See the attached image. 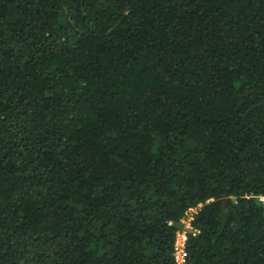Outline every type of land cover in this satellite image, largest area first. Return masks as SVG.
Returning a JSON list of instances; mask_svg holds the SVG:
<instances>
[{
    "label": "trees",
    "instance_id": "1",
    "mask_svg": "<svg viewBox=\"0 0 264 264\" xmlns=\"http://www.w3.org/2000/svg\"><path fill=\"white\" fill-rule=\"evenodd\" d=\"M261 196L264 0H0V264H264Z\"/></svg>",
    "mask_w": 264,
    "mask_h": 264
},
{
    "label": "built area",
    "instance_id": "2",
    "mask_svg": "<svg viewBox=\"0 0 264 264\" xmlns=\"http://www.w3.org/2000/svg\"><path fill=\"white\" fill-rule=\"evenodd\" d=\"M260 198L264 201V196ZM201 206L202 203L197 206L188 207L177 223L173 250L176 264H188V242L191 237H196L201 232L194 223ZM168 224L172 225L173 222L169 221Z\"/></svg>",
    "mask_w": 264,
    "mask_h": 264
}]
</instances>
